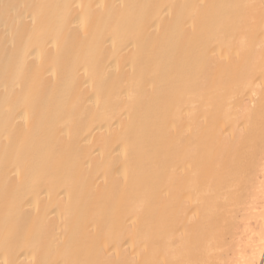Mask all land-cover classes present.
<instances>
[{
  "label": "bare ground",
  "instance_id": "obj_1",
  "mask_svg": "<svg viewBox=\"0 0 264 264\" xmlns=\"http://www.w3.org/2000/svg\"><path fill=\"white\" fill-rule=\"evenodd\" d=\"M263 199L264 0H0V264H264Z\"/></svg>",
  "mask_w": 264,
  "mask_h": 264
},
{
  "label": "rangeland",
  "instance_id": "obj_2",
  "mask_svg": "<svg viewBox=\"0 0 264 264\" xmlns=\"http://www.w3.org/2000/svg\"><path fill=\"white\" fill-rule=\"evenodd\" d=\"M262 202H263V204H264V199H263ZM252 218H253V217H251V220H252V221L250 222V223H251V226L256 227V229H258V228H259V226H258V225H259V223H258L259 220H257V218H253V219H252ZM255 219H256V220H255ZM257 221H258V222H257ZM256 223H257V225H256ZM247 248H249V246H248ZM250 248H251V247H250Z\"/></svg>",
  "mask_w": 264,
  "mask_h": 264
}]
</instances>
